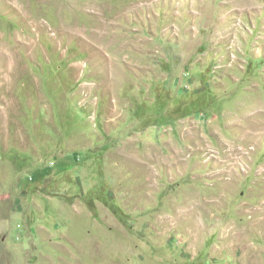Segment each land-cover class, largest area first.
<instances>
[{"label": "rangeland", "instance_id": "374dc122", "mask_svg": "<svg viewBox=\"0 0 264 264\" xmlns=\"http://www.w3.org/2000/svg\"><path fill=\"white\" fill-rule=\"evenodd\" d=\"M0 264H264V0H0Z\"/></svg>", "mask_w": 264, "mask_h": 264}, {"label": "trees", "instance_id": "16d2710c", "mask_svg": "<svg viewBox=\"0 0 264 264\" xmlns=\"http://www.w3.org/2000/svg\"><path fill=\"white\" fill-rule=\"evenodd\" d=\"M66 158L69 157V156H65ZM70 158V157H69Z\"/></svg>", "mask_w": 264, "mask_h": 264}]
</instances>
